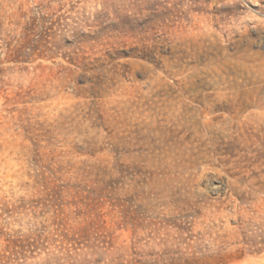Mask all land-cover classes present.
Instances as JSON below:
<instances>
[{
    "label": "rangeland",
    "instance_id": "rangeland-1",
    "mask_svg": "<svg viewBox=\"0 0 264 264\" xmlns=\"http://www.w3.org/2000/svg\"><path fill=\"white\" fill-rule=\"evenodd\" d=\"M0 264H264V0H0Z\"/></svg>",
    "mask_w": 264,
    "mask_h": 264
}]
</instances>
